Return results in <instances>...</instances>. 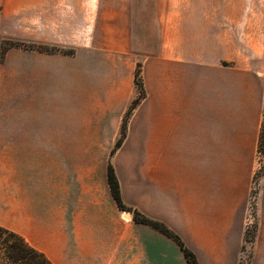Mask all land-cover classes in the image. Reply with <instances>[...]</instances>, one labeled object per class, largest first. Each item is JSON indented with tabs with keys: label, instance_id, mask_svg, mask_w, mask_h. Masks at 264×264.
Instances as JSON below:
<instances>
[{
	"label": "crops",
	"instance_id": "crops-1",
	"mask_svg": "<svg viewBox=\"0 0 264 264\" xmlns=\"http://www.w3.org/2000/svg\"><path fill=\"white\" fill-rule=\"evenodd\" d=\"M222 1L0 0V43H22L0 58L1 226L52 264H186L173 239L117 207L111 163L123 204L164 223L198 264H264V247L248 261L242 248L264 9ZM137 62L145 96L110 153ZM258 185L264 223V174Z\"/></svg>",
	"mask_w": 264,
	"mask_h": 264
},
{
	"label": "trees",
	"instance_id": "trees-1",
	"mask_svg": "<svg viewBox=\"0 0 264 264\" xmlns=\"http://www.w3.org/2000/svg\"><path fill=\"white\" fill-rule=\"evenodd\" d=\"M22 43L19 41L5 40L0 43V58L3 57L4 52L9 47H21ZM36 48L41 50H48L47 47L37 45ZM63 53L71 54L73 51L62 50ZM141 64L136 63L134 70V83L136 86V95L131 100L127 110L125 111L121 125H120V134L117 140L115 141L113 148L110 153H113L114 150L121 144L123 137L125 136L126 126L128 117L133 110V108L139 103V101L144 98L145 90L142 84L140 76ZM257 150L264 155V118L261 123L260 132L258 136ZM107 182L110 188L111 195L120 210L131 211L132 219L135 222L146 224L162 234L166 235L173 239L179 248L181 249L183 256L185 258L186 264H198L195 254L190 250L181 238L170 228H168L161 221L151 219L146 217L137 210L131 209L130 207L123 204L118 181L111 163L107 165ZM248 234L245 233V239L247 240ZM248 239L251 241L254 237L250 236ZM0 264H52L49 259L31 244H29L21 235L18 233L9 230L0 225Z\"/></svg>",
	"mask_w": 264,
	"mask_h": 264
},
{
	"label": "rangeland",
	"instance_id": "rangeland-1",
	"mask_svg": "<svg viewBox=\"0 0 264 264\" xmlns=\"http://www.w3.org/2000/svg\"><path fill=\"white\" fill-rule=\"evenodd\" d=\"M223 0L222 2H224ZM239 8H252L254 7L255 9H264V0H237ZM139 42L137 43H142L143 45H148L151 42L148 41V37L144 35V32L139 34V36L136 38ZM62 50H70V49H62ZM151 48L150 47H137V51H140L142 54H148L150 52ZM140 63V62H137ZM136 66V65H135ZM48 146V145H47ZM84 147H93L94 152H97V150L101 151H106L107 150V145H78L79 151L82 150ZM254 174L250 180V188L248 192V197H247V220H246V225L244 229V234H243V242H242V248L245 251L244 252V259L245 260H250L252 250L254 248L258 247H264V223L262 222L261 216L259 214L261 213V208L257 207L256 203V197H257V192H258V180L259 177L264 174V155L257 150L256 158L254 161ZM127 212V210H125ZM247 232L248 237L247 240L245 239V233ZM253 236L254 238L249 241Z\"/></svg>",
	"mask_w": 264,
	"mask_h": 264
}]
</instances>
